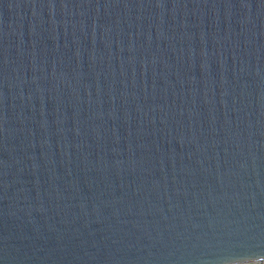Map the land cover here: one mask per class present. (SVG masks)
<instances>
[{
  "label": "water",
  "instance_id": "water-1",
  "mask_svg": "<svg viewBox=\"0 0 264 264\" xmlns=\"http://www.w3.org/2000/svg\"><path fill=\"white\" fill-rule=\"evenodd\" d=\"M264 264V0H0V264Z\"/></svg>",
  "mask_w": 264,
  "mask_h": 264
},
{
  "label": "rangeland",
  "instance_id": "rangeland-1",
  "mask_svg": "<svg viewBox=\"0 0 264 264\" xmlns=\"http://www.w3.org/2000/svg\"><path fill=\"white\" fill-rule=\"evenodd\" d=\"M251 264H261V263H251Z\"/></svg>",
  "mask_w": 264,
  "mask_h": 264
}]
</instances>
